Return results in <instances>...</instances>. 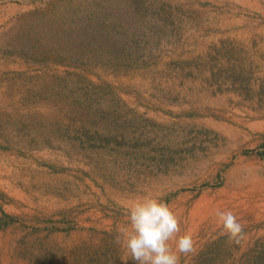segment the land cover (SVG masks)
<instances>
[{"label": "rangeland", "instance_id": "374dc122", "mask_svg": "<svg viewBox=\"0 0 264 264\" xmlns=\"http://www.w3.org/2000/svg\"><path fill=\"white\" fill-rule=\"evenodd\" d=\"M145 196L264 264V0H0V264H135Z\"/></svg>", "mask_w": 264, "mask_h": 264}, {"label": "clouds", "instance_id": "9594fccd", "mask_svg": "<svg viewBox=\"0 0 264 264\" xmlns=\"http://www.w3.org/2000/svg\"><path fill=\"white\" fill-rule=\"evenodd\" d=\"M217 222L229 243L240 244L246 239L244 225L231 210H218ZM128 224L120 229L126 248L135 264H191L197 255L190 233L181 234L180 217L172 205L160 198L145 196L132 203L127 211ZM116 243H121L120 237Z\"/></svg>", "mask_w": 264, "mask_h": 264}]
</instances>
